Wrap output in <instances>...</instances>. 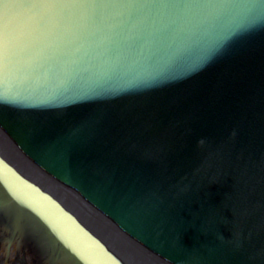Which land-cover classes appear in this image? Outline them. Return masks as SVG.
I'll list each match as a JSON object with an SVG mask.
<instances>
[{
    "label": "water",
    "instance_id": "water-1",
    "mask_svg": "<svg viewBox=\"0 0 264 264\" xmlns=\"http://www.w3.org/2000/svg\"><path fill=\"white\" fill-rule=\"evenodd\" d=\"M0 140L155 260L264 264V0H0Z\"/></svg>",
    "mask_w": 264,
    "mask_h": 264
},
{
    "label": "bare ground",
    "instance_id": "bare-ground-1",
    "mask_svg": "<svg viewBox=\"0 0 264 264\" xmlns=\"http://www.w3.org/2000/svg\"><path fill=\"white\" fill-rule=\"evenodd\" d=\"M0 154L11 165H15L22 173L21 175L53 195L75 215L76 220L86 230L99 237L109 249L115 251L120 264H127L124 260L129 264H165L162 260L153 259L114 228L106 225L96 215L95 209L89 212L68 192L59 188V185L55 188L51 181L40 176L34 168L1 140ZM3 174L5 175L3 180L8 188L2 184L0 190V201L3 202V206L0 207V264H14V262L15 264H74L75 262H69L66 251L62 247L63 241L69 243L80 257L84 252L88 253V261L90 260L92 264L98 260L105 264L106 260L104 262L99 259L98 254L90 253L89 249L92 247H89V240L80 226L49 197L29 186L20 176L13 174L0 163L2 178ZM35 212L50 225L52 231L46 225L38 226L37 222L40 221L34 215Z\"/></svg>",
    "mask_w": 264,
    "mask_h": 264
},
{
    "label": "rangeland",
    "instance_id": "rangeland-1",
    "mask_svg": "<svg viewBox=\"0 0 264 264\" xmlns=\"http://www.w3.org/2000/svg\"><path fill=\"white\" fill-rule=\"evenodd\" d=\"M4 224H2V226H3ZM7 233V232H6ZM6 245V244H5ZM7 246V248L9 247V243L6 245ZM25 259H27V258H25ZM2 262V261H1ZM26 262H27V260H26ZM5 263V262H4ZM14 264H15V262H14Z\"/></svg>",
    "mask_w": 264,
    "mask_h": 264
},
{
    "label": "flooded vegetation",
    "instance_id": "flooded-vegetation-1",
    "mask_svg": "<svg viewBox=\"0 0 264 264\" xmlns=\"http://www.w3.org/2000/svg\"><path fill=\"white\" fill-rule=\"evenodd\" d=\"M127 264H129L126 260H124Z\"/></svg>",
    "mask_w": 264,
    "mask_h": 264
}]
</instances>
